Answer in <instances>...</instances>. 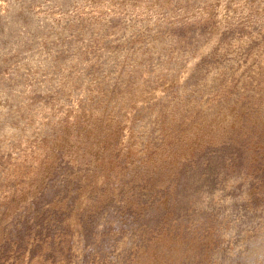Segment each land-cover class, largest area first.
Instances as JSON below:
<instances>
[{"label":"rangeland","instance_id":"1","mask_svg":"<svg viewBox=\"0 0 264 264\" xmlns=\"http://www.w3.org/2000/svg\"><path fill=\"white\" fill-rule=\"evenodd\" d=\"M0 264H264V0H0Z\"/></svg>","mask_w":264,"mask_h":264}]
</instances>
